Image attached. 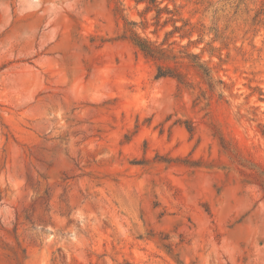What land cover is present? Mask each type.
Masks as SVG:
<instances>
[{"label":"rangeland","instance_id":"rangeland-1","mask_svg":"<svg viewBox=\"0 0 264 264\" xmlns=\"http://www.w3.org/2000/svg\"><path fill=\"white\" fill-rule=\"evenodd\" d=\"M0 264H264V0H0Z\"/></svg>","mask_w":264,"mask_h":264},{"label":"trees","instance_id":"trees-1","mask_svg":"<svg viewBox=\"0 0 264 264\" xmlns=\"http://www.w3.org/2000/svg\"><path fill=\"white\" fill-rule=\"evenodd\" d=\"M131 39L135 42V45L138 46L147 56L154 57L155 50L145 40L141 39L137 34H133V33ZM167 74H171V76L176 77L178 80H182L180 74H176V73H167ZM163 76H166V73L164 74L163 71L160 70L158 77H163Z\"/></svg>","mask_w":264,"mask_h":264}]
</instances>
